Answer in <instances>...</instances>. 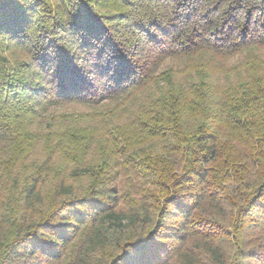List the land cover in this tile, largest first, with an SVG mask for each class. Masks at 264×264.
<instances>
[{
    "label": "trees",
    "instance_id": "obj_1",
    "mask_svg": "<svg viewBox=\"0 0 264 264\" xmlns=\"http://www.w3.org/2000/svg\"><path fill=\"white\" fill-rule=\"evenodd\" d=\"M0 264H264V0H0Z\"/></svg>",
    "mask_w": 264,
    "mask_h": 264
},
{
    "label": "rangeland",
    "instance_id": "obj_2",
    "mask_svg": "<svg viewBox=\"0 0 264 264\" xmlns=\"http://www.w3.org/2000/svg\"><path fill=\"white\" fill-rule=\"evenodd\" d=\"M240 61V59H234V60H230L229 61V64H228V66H230V65H233V66H235V65H237L238 64V62ZM170 66H173L174 67V69L176 68L177 70H181V69H183V68H185L186 66H188L187 65V63L185 62V61H178V63L177 62H175V64H173V63H168L167 65H165L164 67L165 68H169ZM189 71V70H188ZM187 71V72H188ZM182 79H184L185 80V78L187 77V75L186 76H180ZM102 110H104V109H102ZM59 114H64L65 116H69L70 117V115H72V114H77V115H81V116H83L84 118H85V120H88V121H91L92 119H95V118H97V119H100L101 117L100 116H97V117H95L94 115V111H91V110H88V109H83V108H69V109H62V110H58L57 111ZM115 115L118 117V118H121V116H123V115H125V114H122V112L121 113H119V114H116V111H115ZM105 118H108V119H110V117L107 115V117H103V119H105ZM79 121L80 122H82V119L81 118H79ZM55 123L57 122V120H55L54 121ZM64 121H62L61 123H63ZM46 153V155H47V152H45ZM58 156H60V153H59V155ZM124 170H122L121 171V173H120V175L122 176V175H124ZM120 182H122L123 183V181H121L120 180Z\"/></svg>",
    "mask_w": 264,
    "mask_h": 264
},
{
    "label": "snow or ice",
    "instance_id": "obj_3",
    "mask_svg": "<svg viewBox=\"0 0 264 264\" xmlns=\"http://www.w3.org/2000/svg\"><path fill=\"white\" fill-rule=\"evenodd\" d=\"M81 68H84V65H81Z\"/></svg>",
    "mask_w": 264,
    "mask_h": 264
}]
</instances>
